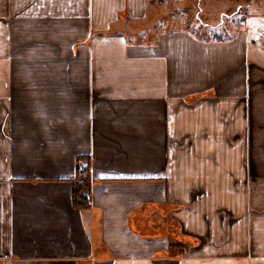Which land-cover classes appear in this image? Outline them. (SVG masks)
I'll use <instances>...</instances> for the list:
<instances>
[{
  "label": "crops",
  "instance_id": "1",
  "mask_svg": "<svg viewBox=\"0 0 264 264\" xmlns=\"http://www.w3.org/2000/svg\"><path fill=\"white\" fill-rule=\"evenodd\" d=\"M152 4L0 0V264H264V28L134 40Z\"/></svg>",
  "mask_w": 264,
  "mask_h": 264
},
{
  "label": "rangeland",
  "instance_id": "2",
  "mask_svg": "<svg viewBox=\"0 0 264 264\" xmlns=\"http://www.w3.org/2000/svg\"><path fill=\"white\" fill-rule=\"evenodd\" d=\"M151 7L147 18L130 28L134 40L146 41L163 30L185 29L214 39L264 28V0H153Z\"/></svg>",
  "mask_w": 264,
  "mask_h": 264
},
{
  "label": "trees",
  "instance_id": "3",
  "mask_svg": "<svg viewBox=\"0 0 264 264\" xmlns=\"http://www.w3.org/2000/svg\"><path fill=\"white\" fill-rule=\"evenodd\" d=\"M84 166L80 168V164ZM90 156L79 158L76 178L72 181V203L78 209L89 208L91 203L89 193L92 185Z\"/></svg>",
  "mask_w": 264,
  "mask_h": 264
}]
</instances>
